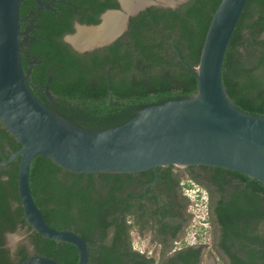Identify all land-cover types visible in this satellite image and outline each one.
I'll return each instance as SVG.
<instances>
[{
    "label": "trees",
    "instance_id": "trees-1",
    "mask_svg": "<svg viewBox=\"0 0 264 264\" xmlns=\"http://www.w3.org/2000/svg\"><path fill=\"white\" fill-rule=\"evenodd\" d=\"M75 1L83 9L89 5L87 0ZM220 2L188 0L178 8L151 6L131 18L123 37L104 48L79 53L62 38L75 31L73 9L58 17L50 9L38 10L34 0H24L21 17L31 9L35 11L29 18L34 20L31 31L21 37L24 70L27 72L36 61L31 68L30 87L47 107H54L61 116L90 130L119 126L147 105L191 95L198 90L196 77L179 56L191 66H198ZM106 8H118V3H107L100 11ZM80 20L87 24L100 22L97 16ZM28 21L21 23L22 31ZM223 82L241 110L264 116V0H248L226 53ZM46 87L54 102L45 92ZM5 141L9 143L7 149ZM21 146L0 121V161ZM201 166L217 197L213 212L220 226L219 248L231 264H264V184L237 171ZM171 168L173 165L158 167L157 179L153 169L139 173H76L64 170L47 156L37 155L31 163L30 186L50 226L74 230L86 240L88 264H156L154 257L132 248L129 220L147 206L142 198L150 190L158 192L148 196L155 204L159 194L170 198L162 211L155 209V216L175 214L170 208L177 203L175 195L181 185ZM18 169L19 159L0 167L1 215L10 200L21 204ZM2 173L8 178L1 179ZM22 218L24 221L21 205L16 224ZM180 228L179 224L170 230L174 237ZM33 232L35 254L63 264L78 262L79 251L73 244ZM182 247L161 264H199L202 248ZM19 254L21 261L29 257L25 247Z\"/></svg>",
    "mask_w": 264,
    "mask_h": 264
},
{
    "label": "water",
    "instance_id": "water-1",
    "mask_svg": "<svg viewBox=\"0 0 264 264\" xmlns=\"http://www.w3.org/2000/svg\"><path fill=\"white\" fill-rule=\"evenodd\" d=\"M24 0H0V121L22 145L3 167L19 159L18 191L24 215L43 237L73 244L79 251L76 264H88L89 245L74 230L50 226L35 202L30 186V168L37 155H44L64 170L76 173H139L160 166H213L248 175L264 184V116L241 110L228 95L223 82L227 50L248 0H221L206 33L200 61L193 67L198 90L188 96L151 104L129 121L105 130H90L47 107L30 87L31 65L22 62L20 7ZM45 7L51 4L41 3ZM158 4V3H157ZM161 6L175 8V4ZM145 6H142L144 8ZM141 8V9H142ZM140 8L131 12L137 13ZM130 13V12H129ZM108 41L80 51L105 46ZM99 25H80L96 28ZM48 97L54 102L49 89ZM20 264H63L48 256L33 254Z\"/></svg>",
    "mask_w": 264,
    "mask_h": 264
},
{
    "label": "flooded vegetation",
    "instance_id": "flooded-vegetation-1",
    "mask_svg": "<svg viewBox=\"0 0 264 264\" xmlns=\"http://www.w3.org/2000/svg\"><path fill=\"white\" fill-rule=\"evenodd\" d=\"M35 1V0H34ZM95 2L93 4H91L90 0H87V3L89 5H87L84 9L81 8L80 5H78V2H76L75 0H40L41 3H48L51 2V4H49L48 6H41L39 5V3L37 1H35L38 4V10L43 11L46 9H50L52 10L54 13H56V15L58 17H61V15L64 12H67L68 10H72L75 11V14L72 17V25L73 28L75 29L74 33H66L64 34L63 41L70 44L72 46V48L74 50H76L79 53H86V52H93L95 50H98L100 48H104L108 45L105 46H99V47H94V48H90V49H84L83 51L78 50L77 48L74 47V45L71 43V41L68 39L69 36H72L74 34H76L77 30L79 27H81L80 25H99L100 23H102L103 21V17L105 14H107L108 12L112 11L113 13H125L127 14L128 12H126V10L124 9L121 0H94ZM154 1L150 4L144 5L145 7L142 8L139 7L140 9L137 11V13L131 15V12L129 13V21H128V26L126 27V30L119 36L117 37V39L123 37L125 35V33L127 32L129 25H130V20L132 17L137 16L141 11L146 10L147 8L151 7V6H157V7H162V8H172L170 6H161L162 2H160V0H151ZM180 0H177L175 3H177ZM188 0L184 1L187 2ZM118 3V8H106L105 10H103L102 12L100 11L101 8L103 7V5H106L107 3L110 4H114V3ZM158 3V4H157ZM183 4V3H181ZM180 3L175 7L178 8L180 5ZM142 8V9H141ZM100 11V12H99ZM34 10H30L26 15L28 17L27 20H29L27 22V25L25 26L24 32L26 34H29V32L31 31L30 29V24H34V20L29 19L33 14H34ZM98 17L100 19V22L98 24H87V23H82L81 22V18H93V17ZM25 23V22H24ZM34 28L37 25H33ZM86 28V27H85ZM115 39V40H117ZM24 44L27 43V40H23ZM114 42V41H113ZM111 44V43H110ZM36 61H33L31 65H34ZM29 75H31V71L29 73ZM47 88V87H46ZM46 88H45V92H46ZM5 144V149L8 148L9 143H7L6 141L4 142ZM178 166L173 165V168H171L172 172H175L176 168ZM185 169V168H184ZM2 171V170H1ZM186 171H187V175L189 177V179H193L194 181L197 182H202L204 184V186L207 188L209 195H210V207H211V215H212V221L214 223H217L216 221V217L214 215L213 209L216 203V198L214 197V191L213 188L210 187L208 185V182L205 178V170L202 168V166H187L186 167ZM5 173V172H4ZM2 173L1 175V179L5 180L8 178L7 174ZM180 180V177L178 178ZM152 183H154V181H152ZM185 186L191 188V184L189 183H184ZM180 185H181V181H180ZM184 186V185H181ZM181 186H179V188L177 189V193H176V201L177 203L173 206L174 208H170V210H174L175 214H169L166 215L164 217H162L159 213V215H156L153 213L155 211V209L162 211L165 206H167L168 202H170V198L168 196H166L165 194H159L157 203L155 204L152 200L148 199V196H152V195H158V192H156V190H150L148 191V195L142 198V202L145 203L147 206H145V208L143 210L138 211V215L133 216V219L129 220V223H132V227L133 226H137L139 233L142 235L148 231L150 233H155V237L157 240H159L160 245L162 246V248H171V250H173V253L167 255V257L173 255L174 253H176L177 251L181 250L183 247L180 246H176L175 248H173V245L171 244L172 242H178L177 238L179 237V235L182 233L185 224L187 223V220L189 217V213L187 210V205L188 203H186V199L185 197H182L180 195V188ZM182 188H186V187H182ZM146 187L144 189V191L146 192ZM21 204L18 201H14V200H10V202L7 205L6 210L3 212V215L0 214V264H20L22 261V257L19 254V250L22 247H25V249L28 251L29 256L35 254V250H34V245L32 242V238L31 235L34 233L33 229L31 228L30 224L28 223V221L26 220V217L23 221L22 219L18 220V223L16 224V213L17 210L20 208ZM162 207V208H161ZM181 225V228L179 230V232L177 233V236H173L172 232L170 231L171 229L174 228V226H178ZM14 225H16V227L14 229H12L14 227ZM217 225L219 226V224L217 223ZM131 227V228H132ZM131 228H130V241L132 244V248L134 250H138L136 247L133 246V242H132V237H131ZM164 229L166 231V233H163L161 230ZM17 231H21L24 232L23 236L25 237V239H23L24 241H20L19 242H15V239H11L12 235L17 232ZM220 226H219V232L216 235V246L217 249L220 251V253H222V255H224V257L222 259H226V261L231 264L230 259L224 254V252L219 248V241H220ZM22 239V238H21ZM18 239H16L17 241ZM179 243V242H178ZM195 248H202V252H203V245H193ZM145 254V253H144ZM151 257V256H150ZM202 260V253H201V258H200V262L201 263Z\"/></svg>",
    "mask_w": 264,
    "mask_h": 264
},
{
    "label": "rangeland",
    "instance_id": "rangeland-1",
    "mask_svg": "<svg viewBox=\"0 0 264 264\" xmlns=\"http://www.w3.org/2000/svg\"><path fill=\"white\" fill-rule=\"evenodd\" d=\"M186 0H180L177 2V5L180 3H184ZM185 168V169H184ZM177 175L180 177L181 186L180 195L185 197L187 205V210L189 213V217L182 233L177 238L178 242H172L173 248L176 246H183L184 241L188 240L190 234L194 231H197L201 236V245L204 246L202 252V264H229L226 259H222L224 255L220 253L216 246V235L219 232V226L217 223L212 221V215L210 213L209 216H206L205 206L202 205L203 201H208L210 207V195L207 188L201 182L194 181L193 179H189L186 171V167L178 166L176 169ZM184 183L191 184V188L185 186ZM186 187V188H182ZM214 197L216 195L214 194ZM203 200V201H202ZM197 204L198 209H194L193 207ZM195 213V214H194ZM210 217L209 224H203V219H208ZM24 232L17 231L12 235V240L15 239V242L24 241L25 237L23 236ZM155 233L146 232L144 234H140L137 226H133L131 228V237L133 246L138 250H143L145 255L154 257L156 259V264H161V261L167 257V255L173 253L171 248H162L159 243V240L154 236ZM22 238V239H21ZM16 239H18L16 241ZM198 245V243H197Z\"/></svg>",
    "mask_w": 264,
    "mask_h": 264
},
{
    "label": "bare ground",
    "instance_id": "bare-ground-1",
    "mask_svg": "<svg viewBox=\"0 0 264 264\" xmlns=\"http://www.w3.org/2000/svg\"><path fill=\"white\" fill-rule=\"evenodd\" d=\"M177 0H160L165 4H175ZM126 12L150 4L151 0H121ZM126 14L113 13L112 11L104 15L102 24L98 27H79L76 34L69 36L68 39L77 47H90L108 41L125 27Z\"/></svg>",
    "mask_w": 264,
    "mask_h": 264
},
{
    "label": "built area",
    "instance_id": "built-area-1",
    "mask_svg": "<svg viewBox=\"0 0 264 264\" xmlns=\"http://www.w3.org/2000/svg\"><path fill=\"white\" fill-rule=\"evenodd\" d=\"M203 201V200H202ZM208 201H203L202 202V205L205 206V209H206V216H209L211 212V209L209 208V204H207ZM194 209H198L197 207V204H195V206L193 207V210ZM195 214V213H194ZM210 217H208V219H203V224H209L210 223ZM201 238L202 236L197 232V231H194L190 234V237H188V240L184 241V245H201L203 242H201ZM141 253H144L143 250H139Z\"/></svg>",
    "mask_w": 264,
    "mask_h": 264
}]
</instances>
